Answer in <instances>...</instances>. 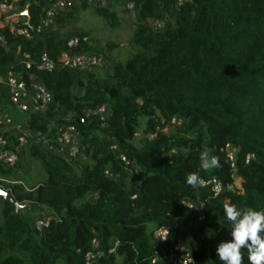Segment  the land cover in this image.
Here are the masks:
<instances>
[{"label":"trees","instance_id":"1","mask_svg":"<svg viewBox=\"0 0 264 264\" xmlns=\"http://www.w3.org/2000/svg\"><path fill=\"white\" fill-rule=\"evenodd\" d=\"M77 1L82 11L90 8V0ZM129 1L136 26L129 46L137 51L115 62L104 78L58 68L26 69L19 63L22 54L37 61L42 53L55 62L64 42L74 37L80 39L75 53L91 51L82 42L84 33L58 41L52 31L36 32L44 0L17 5V13L27 10V16L14 27L27 29L29 39L11 32L10 25L0 28V78L11 68L28 89L37 79L53 95L46 111L18 113L13 121L22 120L31 136L49 139L73 126L90 162L72 174L74 161L33 145L32 156H38L46 178L30 191L21 185L9 190L29 210L16 213L0 198V264H87L93 239L101 256L90 264H167L151 238L158 227L169 232L164 249L181 237L194 264H222L216 247L230 238L231 229L224 205L264 211V0ZM94 12L114 25L106 8L95 4ZM72 18L67 12L54 24L66 25ZM7 98L0 84V114ZM101 106L109 110L104 122L94 115ZM174 117L181 126L158 131ZM142 119L147 141L137 148L133 139ZM0 135L13 139L10 130ZM112 145L127 164L110 150ZM201 153L215 156L219 166L202 169ZM189 173L215 177L224 185L235 186L238 180L240 186L214 198L187 184ZM8 174L0 168V176ZM42 209L53 219L37 231L30 213ZM115 240L118 247L109 253ZM248 254L241 249L242 264H248Z\"/></svg>","mask_w":264,"mask_h":264},{"label":"built area","instance_id":"2","mask_svg":"<svg viewBox=\"0 0 264 264\" xmlns=\"http://www.w3.org/2000/svg\"><path fill=\"white\" fill-rule=\"evenodd\" d=\"M21 0H8L0 3V16H7L18 5ZM36 1V0H33ZM46 9L44 18L41 20L40 25L36 28L37 33L47 32L54 24V19L58 15L65 14L74 8L73 0H44ZM100 7L105 8L108 1L120 3L127 11L134 13V6L129 0H93ZM17 23L6 21L2 28L10 25V31L19 36H24L29 39L30 34L25 28H15ZM160 27V25H157ZM80 39L78 37L70 38L64 42L65 49L58 55L57 60L53 62L46 53H42L37 61H33L28 54H22L19 63L26 69L35 66L40 71H51L55 68L71 70L83 75L96 69H100L106 65L105 57L97 51L75 53L74 49L79 45ZM82 42H87L86 38H82ZM4 45V41L0 36V46ZM1 79V85L8 93L10 107L16 113L28 114L44 112L53 101V95L46 90L43 85L31 86L27 88L24 82L18 81L11 68L8 69ZM108 107L101 106L97 108L94 115L99 116V120L104 122L108 115ZM80 123H84L81 119ZM12 122L9 119L0 118V130L6 131L10 129L12 141L8 137L0 135V168L11 171L18 167L20 162V154L22 149L29 143L38 147L44 145L45 151L59 159L66 161H75L82 155L81 143L79 137L73 126H66L60 130L54 138H46V135H35L33 139L25 127L11 128ZM182 125V120L174 117L170 121V126H165L163 129H158L161 133H168L170 127H179ZM6 129V130H5ZM151 135L149 139L154 138ZM41 143V144H40ZM110 150L117 153V158L121 163L127 164L124 155L120 154L115 145L110 147ZM248 159V158H247ZM105 175L109 176V172L105 171ZM196 188L206 189L214 198L218 197L225 191L235 192L233 184H222L215 177L199 178V182L194 185ZM188 207H196L191 202H185ZM53 219L52 215L43 214L33 223L35 230L40 231L43 227H47ZM151 238L153 243L159 246V250L166 255L167 264H194L192 253L187 243L178 237L176 241L167 246L169 240V232L167 228L158 227L152 231ZM118 247V241H114L109 253H114ZM101 256L99 251L98 242L93 239L91 242V250L86 254V263H94ZM157 257L152 260L155 263Z\"/></svg>","mask_w":264,"mask_h":264},{"label":"rangeland","instance_id":"3","mask_svg":"<svg viewBox=\"0 0 264 264\" xmlns=\"http://www.w3.org/2000/svg\"><path fill=\"white\" fill-rule=\"evenodd\" d=\"M73 1L75 3L74 8L69 11L70 14H73V18L66 27L62 28V32L59 35L65 38L68 36L70 30L76 31L73 33H84L89 50L98 51L102 54L105 57L106 65L100 69L86 72L83 75L86 76L89 73H94L102 78L107 77L115 62H123L137 51L136 48L129 46L130 39L136 29L135 16L132 12L124 9L122 4L108 1L105 8L115 17L114 25L111 26L95 14L94 8L96 3L93 0H90V8H87L85 11L81 10L77 0ZM80 93L81 90H77V94ZM140 122V127L137 129L133 139V145L137 148L143 146L147 141V137L144 134L146 121L142 119ZM56 124L53 123L55 126ZM11 125V128L24 126L22 120L12 121ZM30 138L33 139V136H30ZM33 145V143H29L22 149L20 162L16 169L8 171V175L0 176V189L9 192L12 187L21 185L26 191H30L37 184L45 180L46 176L38 156H32ZM37 149L40 152L45 151L44 145L42 144ZM89 163L83 154L80 155L74 161V164L70 165L72 174L77 175L78 167L85 166ZM239 184L240 182L236 180V188H239ZM44 213L47 214L49 212L45 209L31 212L29 218L31 225Z\"/></svg>","mask_w":264,"mask_h":264},{"label":"clouds","instance_id":"4","mask_svg":"<svg viewBox=\"0 0 264 264\" xmlns=\"http://www.w3.org/2000/svg\"><path fill=\"white\" fill-rule=\"evenodd\" d=\"M199 159L202 169L219 166L218 159L209 157L207 153H201ZM185 179L193 186L199 182L196 173H189ZM224 215L231 224L230 238L217 245L216 257L222 264H242L241 249L246 248L248 264H264V211H241L226 203Z\"/></svg>","mask_w":264,"mask_h":264},{"label":"crops","instance_id":"5","mask_svg":"<svg viewBox=\"0 0 264 264\" xmlns=\"http://www.w3.org/2000/svg\"><path fill=\"white\" fill-rule=\"evenodd\" d=\"M24 11L22 13H17V6H16L14 8V10L11 13H9L7 16H2V17L0 16V28H2L4 23H6V21H9L11 23H14L16 21L18 22L19 21V17L20 16H24ZM66 25H68V24H66ZM66 25H62L61 26V25L53 24L51 29H49L47 32H49V31L54 32L56 34V40H58V41L62 40L63 38L59 34L62 32V28L66 27ZM73 32H76V31H73V30L71 31L70 30L68 35L72 34ZM36 85H42V84H41V82L39 80L35 79L31 86H36ZM18 116H20V114L16 113L15 111H13L11 109L10 103H9V98H7L3 102V107H2V112L0 114V118H2V119H6L7 118V119L13 121V118H17ZM7 130H10V129H7Z\"/></svg>","mask_w":264,"mask_h":264},{"label":"water","instance_id":"6","mask_svg":"<svg viewBox=\"0 0 264 264\" xmlns=\"http://www.w3.org/2000/svg\"><path fill=\"white\" fill-rule=\"evenodd\" d=\"M24 16H27V10L24 11ZM0 84H1V79H0ZM0 198L6 202H9L14 207L16 213H19L21 210H26L31 208V206H28L26 204L19 205L18 203H16L13 197L3 189H0Z\"/></svg>","mask_w":264,"mask_h":264}]
</instances>
